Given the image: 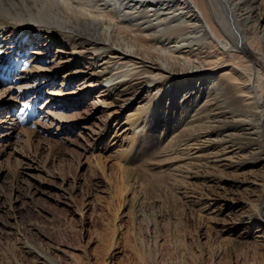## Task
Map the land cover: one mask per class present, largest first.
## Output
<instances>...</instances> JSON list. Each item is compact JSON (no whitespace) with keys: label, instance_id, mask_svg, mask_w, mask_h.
I'll return each instance as SVG.
<instances>
[{"label":"rangeland","instance_id":"obj_1","mask_svg":"<svg viewBox=\"0 0 264 264\" xmlns=\"http://www.w3.org/2000/svg\"><path fill=\"white\" fill-rule=\"evenodd\" d=\"M112 1L102 2V12L113 11L108 7ZM83 2L92 6L97 0ZM112 29L107 19L102 31L107 45L115 35V45L128 49L125 38L112 35ZM47 44L41 56L31 54L37 51L32 47L19 54L20 48L0 45V264H264V212L260 217L253 209L260 203L264 208V193L234 187L241 174H230L226 187L218 180L209 184V194L216 199L204 201L210 205H203L202 211L192 206L199 197L197 186L199 192L178 200L176 210L141 199L145 187L137 180L131 182L133 191L129 186L119 196L121 157L126 151L129 161L130 150L137 146L131 143V123L144 111L148 86L139 89L138 96L109 92L107 83L96 82L105 66L99 67L92 57L77 58L61 43ZM69 72L73 74L62 84ZM45 77L51 78L48 85ZM58 91L81 100L61 107L53 96ZM27 105L28 118L23 112ZM99 135L103 138L98 142ZM178 143L170 155L182 157L171 163L172 177L187 172L188 164L199 167L196 158L202 159V141L199 146ZM238 160L211 158L209 164L215 170V164ZM251 170L244 173L250 172L247 179L254 180ZM160 236L168 242L155 248L153 241Z\"/></svg>","mask_w":264,"mask_h":264},{"label":"bare ground","instance_id":"obj_2","mask_svg":"<svg viewBox=\"0 0 264 264\" xmlns=\"http://www.w3.org/2000/svg\"><path fill=\"white\" fill-rule=\"evenodd\" d=\"M83 1L0 0V45L8 50L20 48L19 54L32 47L37 51L31 54L41 56L46 43H61L77 58L92 57L99 67L105 66L96 82L107 83L109 92L138 96V90L148 86L144 111L131 123V143L137 146L130 150L129 161L128 153H121L119 196L129 186L133 191L131 182L137 180L145 187L141 199L176 210L178 200L200 191L192 206L202 211L203 205H210L204 201L216 199L209 194V184L218 180L226 187L224 182L233 173L241 174L234 187L247 186L246 191L255 187L264 193V0H113L109 13L102 12L105 0L92 6L87 3L89 9ZM107 19L113 24L111 34L122 35L128 49L115 45V35L107 45L102 33ZM172 43L183 45L171 48ZM189 66L197 71L190 72ZM72 74L67 73L62 84ZM44 80L48 85L51 78ZM60 91L52 94L61 107L79 104L81 99ZM98 137L99 142L103 135ZM182 141L195 145L202 141V159L196 158L201 164L197 168L188 164L187 172L172 177L171 163L182 156L173 157L170 152ZM229 149L232 156L227 154ZM235 156L241 159L236 164L214 163L218 170L210 168L211 158L222 162ZM248 168L254 180L247 179ZM191 186L199 191L190 190ZM262 205L253 208L260 217ZM152 227L157 233V226ZM160 238L155 237V248L167 244Z\"/></svg>","mask_w":264,"mask_h":264}]
</instances>
